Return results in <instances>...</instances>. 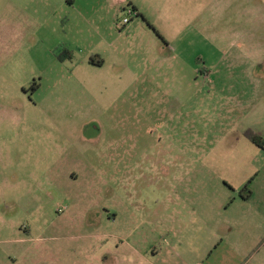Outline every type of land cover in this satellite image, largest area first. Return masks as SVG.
<instances>
[{"label":"rangeland","instance_id":"374dc122","mask_svg":"<svg viewBox=\"0 0 264 264\" xmlns=\"http://www.w3.org/2000/svg\"><path fill=\"white\" fill-rule=\"evenodd\" d=\"M246 131L264 138V0H0V264L262 256L264 214L232 244L202 233L198 263L190 217L148 216L150 186L181 171L189 202L203 174L249 182L264 210V147Z\"/></svg>","mask_w":264,"mask_h":264},{"label":"crops","instance_id":"0c3cea01","mask_svg":"<svg viewBox=\"0 0 264 264\" xmlns=\"http://www.w3.org/2000/svg\"><path fill=\"white\" fill-rule=\"evenodd\" d=\"M113 2L115 3V0H113ZM69 4L72 5V2L70 1ZM130 6L135 10L136 15L140 14L143 17V13L136 5L130 3ZM145 20L147 19L145 18ZM92 57L93 58L89 57L86 59L87 63L89 61V65L97 68L103 67L106 59L101 57L100 53H93ZM97 60L101 62L97 63ZM157 171L159 170L155 169V173H157ZM164 172V175L167 176L171 174V172L169 170L166 171V169H164ZM185 181L184 174L181 171L179 176L174 179V182L171 181V178L167 179L165 177L161 185L150 186L148 216L152 221L162 216H169L170 218L183 216L185 218L190 217L191 220H193L191 225L181 232L184 234L181 236L184 239L182 246H187L192 262L198 263L203 260V244L199 242V236H202L204 232L211 238L210 244L212 247L215 246L214 244L218 242V240H225L226 244H232L229 234L235 227H243L244 231H250L252 229V231L258 230L261 232V225L257 222L253 223L252 220L257 219L259 215L262 217L264 210L262 209L259 211L256 210V208H250L249 204H251L252 193L247 199H243L240 196V190L246 183H239L238 185L230 183L231 185H227L221 182H214L213 184L206 185L204 184L202 174L200 184H196L195 191L197 197L193 202H189L187 195L190 189H188L189 186ZM263 203L264 200L261 199V207L264 206ZM232 210L238 213L234 220L232 219L233 217H224L223 214L227 212L231 213ZM112 217L114 218L116 216L112 214ZM223 232H225L224 235ZM127 234H123L122 239L127 238ZM130 247L138 252L139 248L137 246L130 244ZM261 249L262 248L256 247L250 251L245 249V246L242 248L240 247L239 252H237V259L241 264H248L252 256L260 255L258 253ZM260 259L261 262L259 264H264V253Z\"/></svg>","mask_w":264,"mask_h":264},{"label":"trees","instance_id":"16d2710c","mask_svg":"<svg viewBox=\"0 0 264 264\" xmlns=\"http://www.w3.org/2000/svg\"><path fill=\"white\" fill-rule=\"evenodd\" d=\"M134 10V9H133ZM135 11V10H134ZM142 17V16H141ZM143 20H145V18L142 17ZM146 21V20H145ZM147 25L149 27H151L150 24L147 23ZM70 56V55H69ZM245 136L247 137V139L252 142L253 144L257 145L258 147L263 148L264 147V138L262 137L261 134L258 133H253L251 131H246L245 132ZM249 183V182H248ZM248 183L244 184V186L241 188L240 190V196L243 199H247L250 197L251 195V190L248 186Z\"/></svg>","mask_w":264,"mask_h":264},{"label":"built area","instance_id":"2783aa9c","mask_svg":"<svg viewBox=\"0 0 264 264\" xmlns=\"http://www.w3.org/2000/svg\"><path fill=\"white\" fill-rule=\"evenodd\" d=\"M126 12H127L128 15H131V14L136 15V12L131 7ZM120 20H121V23H122L121 25L126 24L129 21L128 17L125 16V15H123Z\"/></svg>","mask_w":264,"mask_h":264},{"label":"flooded vegetation","instance_id":"af4514ba","mask_svg":"<svg viewBox=\"0 0 264 264\" xmlns=\"http://www.w3.org/2000/svg\"><path fill=\"white\" fill-rule=\"evenodd\" d=\"M252 143V142H251ZM257 146V145H256ZM258 147V146H257ZM261 148V147H260ZM155 170V168H153Z\"/></svg>","mask_w":264,"mask_h":264}]
</instances>
